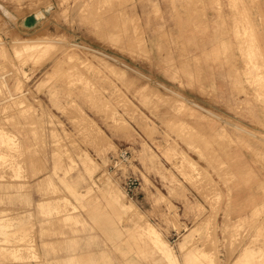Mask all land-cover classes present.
<instances>
[{
  "label": "rangeland",
  "instance_id": "1",
  "mask_svg": "<svg viewBox=\"0 0 264 264\" xmlns=\"http://www.w3.org/2000/svg\"><path fill=\"white\" fill-rule=\"evenodd\" d=\"M263 97L264 0H0V264H264Z\"/></svg>",
  "mask_w": 264,
  "mask_h": 264
},
{
  "label": "bare ground",
  "instance_id": "2",
  "mask_svg": "<svg viewBox=\"0 0 264 264\" xmlns=\"http://www.w3.org/2000/svg\"><path fill=\"white\" fill-rule=\"evenodd\" d=\"M241 1V0H240ZM237 4V3H236ZM241 4H242V2H241ZM232 8V7H231ZM53 10L52 9V6L51 5H48L46 8H44V9H40V10H37L35 13H32V14H34L36 17H37V24L35 25V26H33V27H24L23 26V28L25 29V30H29V31H33V32H36L37 31V27H39L40 25H41V23L43 22V20H45L46 18H48L50 15H48L47 13H46V10ZM233 9V8H232ZM242 9V8H241ZM239 11V10H238ZM238 11H237V16H238ZM244 11V10H243ZM244 14V13H243ZM234 15H236L235 13H234ZM236 18V17H235ZM238 18H240V17H238ZM248 19V18H247ZM246 19V20H247ZM240 20V19H239ZM242 22V21H241ZM236 23V22H235ZM20 24H22V22H20ZM23 24H24V21H23ZM238 24V23H237ZM248 24V23H247ZM246 26H248V25H246ZM237 27H238V25H237ZM248 28V27H247ZM249 29V28H248ZM237 30H238V28H237ZM236 30V31H237ZM251 30V29H250ZM249 30V31H250ZM26 33V32H25ZM46 33V32H45ZM248 33V32H247ZM251 33V32H250ZM236 35V34H235ZM239 35V34H238ZM252 36V35H251ZM236 37H237V35H236ZM242 37V36H241ZM249 38V37H248ZM247 39V38H246ZM51 39L49 38V39H37V38H34V39H32V40H29V41H27L26 43H27V46H24L23 48H26V49H38V48H40L41 46H42V43H46V42H48V41H50ZM236 40V39H235ZM251 40V39H250ZM23 42H24V40H22ZM52 41V40H51ZM252 41V40H251ZM250 44V43H249ZM244 47V46H243ZM19 49V48H18ZM17 50V49H16ZM21 50V49H20ZM19 50V51H20ZM255 50V49H254ZM252 51V50H251ZM23 52V51H22ZM246 52V51H245ZM20 53V52H19ZM251 53V52H250ZM249 53V54H250ZM257 53V52H256ZM246 54V53H245ZM259 54V53H258ZM251 55V54H250ZM242 56H244V55H242ZM251 59H253V58H251ZM244 60V59H243ZM247 61V60H246ZM248 62V64H249V62L250 61H247ZM253 64V63H252ZM252 64H250V65H252ZM256 64V63H255ZM246 68V67H245ZM261 79V78H260ZM262 81V80H261ZM260 91V90H259ZM260 94V93H259ZM264 98V97H263ZM262 98V99H263ZM262 101H264V100H262ZM260 102V101H259ZM3 142V141H2ZM117 194V193H116ZM127 207H131V205H129V204H127L126 205ZM122 209V208H121ZM123 210H124V208H123ZM150 230H151V232H154L155 234H156V238H158L159 237V235L157 234V231L153 228V227H150ZM192 235H189V237L188 238H186L185 239V241L184 242H182V246H185V244L190 240V237H191ZM165 245H166V247L168 248V250H166V255H167V257H168V259H172V261L173 260H175V257H176V255H174L173 256V252H172V250H171V248H169L170 246L169 245H167L166 243H165ZM196 253H197V251L195 250V251H192V252H190L189 253V255L187 256V259H186V261L188 262V264H194L195 263V258H196ZM170 259V260H171ZM177 261V260H176ZM172 263V262H171ZM174 263H175V261H174Z\"/></svg>",
  "mask_w": 264,
  "mask_h": 264
},
{
  "label": "built area",
  "instance_id": "3",
  "mask_svg": "<svg viewBox=\"0 0 264 264\" xmlns=\"http://www.w3.org/2000/svg\"><path fill=\"white\" fill-rule=\"evenodd\" d=\"M130 150L123 148L113 156L110 164V169L121 180L123 188L128 196L134 198L137 196V191L141 186V181L135 175L126 174L125 170L130 162Z\"/></svg>",
  "mask_w": 264,
  "mask_h": 264
},
{
  "label": "water",
  "instance_id": "4",
  "mask_svg": "<svg viewBox=\"0 0 264 264\" xmlns=\"http://www.w3.org/2000/svg\"><path fill=\"white\" fill-rule=\"evenodd\" d=\"M46 13L49 14V10H46ZM37 24V17L33 14L24 19V25L27 27H33Z\"/></svg>",
  "mask_w": 264,
  "mask_h": 264
},
{
  "label": "crops",
  "instance_id": "5",
  "mask_svg": "<svg viewBox=\"0 0 264 264\" xmlns=\"http://www.w3.org/2000/svg\"><path fill=\"white\" fill-rule=\"evenodd\" d=\"M109 193V192H108Z\"/></svg>",
  "mask_w": 264,
  "mask_h": 264
}]
</instances>
